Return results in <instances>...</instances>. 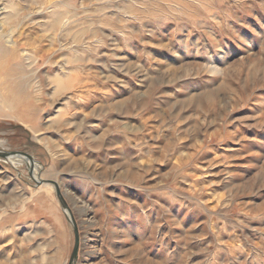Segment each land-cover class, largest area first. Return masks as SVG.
<instances>
[{
    "label": "rangeland",
    "instance_id": "1",
    "mask_svg": "<svg viewBox=\"0 0 264 264\" xmlns=\"http://www.w3.org/2000/svg\"><path fill=\"white\" fill-rule=\"evenodd\" d=\"M16 10L35 62L0 151L30 163L0 157V264L68 263L49 180L73 264H264V0H0V22Z\"/></svg>",
    "mask_w": 264,
    "mask_h": 264
},
{
    "label": "bare ground",
    "instance_id": "2",
    "mask_svg": "<svg viewBox=\"0 0 264 264\" xmlns=\"http://www.w3.org/2000/svg\"><path fill=\"white\" fill-rule=\"evenodd\" d=\"M19 16H21V13L19 12V10H16L13 16L7 17L6 21L3 19L4 20L3 23L10 22V21L13 22V23H11L10 26H7V28L5 30H3V26H2L3 23L0 22V101L3 104H5L6 106H8L12 111L16 110L17 114H18V112L20 114V111H24L25 109L23 106V102H21V100H20V97L18 98V96L16 94H14V91H13V90H15V87H17V80H15V74H17V72H18L17 69L19 67L22 70L24 68L23 66H25L26 68H30L35 62V56L28 55V56H22L21 57L20 55H17L14 51H12L9 47V44H8L9 36L16 29L19 21H21ZM12 20H14V21L17 20V22L15 23ZM3 56H9L10 59L13 61L15 59H17V62L16 63L7 62L6 60L2 59ZM23 62H25V64ZM30 73H32V72H30ZM24 75H26V74H24ZM24 86H25V84H24ZM19 119L23 120V117L20 116ZM20 153H22V152H20ZM10 155H15L16 157H19V158H21L20 156H23L20 154H19L20 156L17 154H10ZM19 158L14 157L12 159L13 164H21L23 162V160L19 159ZM23 158H25L27 160V163H30V158L28 157V155H27V157L23 156ZM31 162H32V160H31ZM33 165H35L36 168L40 167L39 164L34 159H33ZM45 175H47L46 172H45ZM39 177L43 178V176L41 174L39 175Z\"/></svg>",
    "mask_w": 264,
    "mask_h": 264
},
{
    "label": "water",
    "instance_id": "3",
    "mask_svg": "<svg viewBox=\"0 0 264 264\" xmlns=\"http://www.w3.org/2000/svg\"><path fill=\"white\" fill-rule=\"evenodd\" d=\"M10 154H20V155H23L24 157H27L26 154H22L18 151H0V157H6L7 155H10ZM29 157V156H28ZM30 158V157H29ZM49 182H51L54 187H55V191H56V195L58 197V200L62 206V208H64L67 212H68V218L69 220L71 221L72 223V226H73V233H74V244H73V248H72V251L70 253V257H69V260H68V263L67 264H73L77 258V253H78V247H79V235H78V229H77V226L74 222V219L70 213V210L67 206V203L66 201L64 200V198L62 197L59 189H58V186L56 185V183L52 180H49Z\"/></svg>",
    "mask_w": 264,
    "mask_h": 264
}]
</instances>
